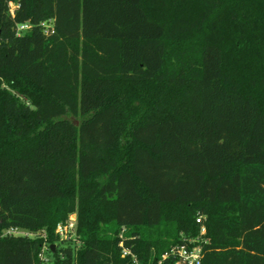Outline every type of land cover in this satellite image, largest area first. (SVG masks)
I'll return each instance as SVG.
<instances>
[{
    "label": "trees",
    "instance_id": "obj_1",
    "mask_svg": "<svg viewBox=\"0 0 264 264\" xmlns=\"http://www.w3.org/2000/svg\"><path fill=\"white\" fill-rule=\"evenodd\" d=\"M189 239L264 264V0H0V264Z\"/></svg>",
    "mask_w": 264,
    "mask_h": 264
},
{
    "label": "built area",
    "instance_id": "obj_2",
    "mask_svg": "<svg viewBox=\"0 0 264 264\" xmlns=\"http://www.w3.org/2000/svg\"><path fill=\"white\" fill-rule=\"evenodd\" d=\"M10 5V12L13 14V10L15 5L12 2H9ZM30 27L29 23H21L16 25V31L21 32L25 29ZM76 213L73 212L69 214L68 218L64 222H60L55 227V234L59 237V239L65 240H76ZM197 222H202V217H197ZM6 234H13V235H34L35 233L29 232L27 230L11 227L4 231ZM205 233V227L201 225L200 234ZM119 245L122 247V241L119 242ZM48 246L46 244L43 245L42 251L39 254L40 259L43 262H48L49 258L46 255V250ZM129 250L126 248H122V256L129 254ZM173 257L177 264L184 263V264H201V246L199 244H195L193 239H189L186 243H180L173 245L167 250L162 257ZM133 264H138L136 257L133 255Z\"/></svg>",
    "mask_w": 264,
    "mask_h": 264
},
{
    "label": "water",
    "instance_id": "obj_3",
    "mask_svg": "<svg viewBox=\"0 0 264 264\" xmlns=\"http://www.w3.org/2000/svg\"><path fill=\"white\" fill-rule=\"evenodd\" d=\"M51 247H52V251H53L54 250V245L52 244Z\"/></svg>",
    "mask_w": 264,
    "mask_h": 264
},
{
    "label": "rangeland",
    "instance_id": "obj_4",
    "mask_svg": "<svg viewBox=\"0 0 264 264\" xmlns=\"http://www.w3.org/2000/svg\"><path fill=\"white\" fill-rule=\"evenodd\" d=\"M50 255V254H49ZM51 257V256H50ZM45 264H48V263H45Z\"/></svg>",
    "mask_w": 264,
    "mask_h": 264
}]
</instances>
